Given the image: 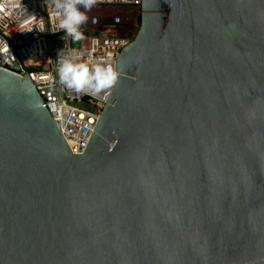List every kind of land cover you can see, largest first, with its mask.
<instances>
[{
	"label": "water",
	"instance_id": "1",
	"mask_svg": "<svg viewBox=\"0 0 264 264\" xmlns=\"http://www.w3.org/2000/svg\"><path fill=\"white\" fill-rule=\"evenodd\" d=\"M216 32L142 0L83 153L0 66V264H264V51Z\"/></svg>",
	"mask_w": 264,
	"mask_h": 264
},
{
	"label": "built area",
	"instance_id": "2",
	"mask_svg": "<svg viewBox=\"0 0 264 264\" xmlns=\"http://www.w3.org/2000/svg\"><path fill=\"white\" fill-rule=\"evenodd\" d=\"M87 15L80 28L85 38L73 41L55 27L53 0H0V66L28 73L72 153L84 152L107 100L60 84L58 57L76 50L84 60L92 56L116 67L120 51L139 29L142 0H98ZM112 89L100 96L109 97Z\"/></svg>",
	"mask_w": 264,
	"mask_h": 264
},
{
	"label": "clouds",
	"instance_id": "3",
	"mask_svg": "<svg viewBox=\"0 0 264 264\" xmlns=\"http://www.w3.org/2000/svg\"><path fill=\"white\" fill-rule=\"evenodd\" d=\"M97 2L98 0H53L54 16L57 20L55 27L70 36L73 41L84 39V33L80 28L89 19L87 11H90ZM81 8L84 11H81ZM44 31V24L41 21L39 32ZM83 57L84 53L76 50L58 57L56 71L59 83L77 92H85L101 100H107V94L103 96L100 94L111 89L121 73L112 62L96 60L92 56L84 60Z\"/></svg>",
	"mask_w": 264,
	"mask_h": 264
},
{
	"label": "flooded vegetation",
	"instance_id": "4",
	"mask_svg": "<svg viewBox=\"0 0 264 264\" xmlns=\"http://www.w3.org/2000/svg\"><path fill=\"white\" fill-rule=\"evenodd\" d=\"M208 11L209 23L216 34L225 38L212 46L221 48L224 45L241 51L244 46L245 31L252 34L250 43L255 45L256 52L263 53L264 47V0H203ZM222 28L229 29L227 35ZM263 41H262V40ZM251 47V46H250Z\"/></svg>",
	"mask_w": 264,
	"mask_h": 264
}]
</instances>
